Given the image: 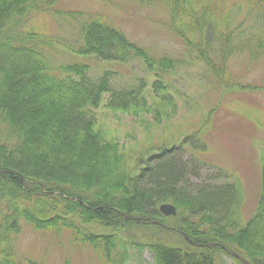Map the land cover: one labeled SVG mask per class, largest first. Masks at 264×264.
I'll return each instance as SVG.
<instances>
[{
  "label": "trees",
  "instance_id": "trees-1",
  "mask_svg": "<svg viewBox=\"0 0 264 264\" xmlns=\"http://www.w3.org/2000/svg\"><path fill=\"white\" fill-rule=\"evenodd\" d=\"M61 1L0 0V264H36L15 255L12 244L23 225L56 237L70 232L100 264H125L130 251L144 249L155 264H222L223 257L264 264V163L257 205L245 223L238 218L236 181L220 170L198 176L194 154L206 148L199 130L130 163L131 154L96 128L94 110L107 95L106 108L148 115L160 125L174 110L162 77L175 73L180 59L156 58L101 16L57 9ZM151 1L165 6L171 33L224 93L233 89L227 78L234 53L249 52L252 62L264 57V0H230L228 13L246 18L234 26L217 17L214 2L222 4L214 0ZM35 15L67 22L68 43L31 32ZM59 46L79 59L139 60L156 79L148 93L141 81L115 88L109 72L91 80L81 61L51 63ZM221 175L226 181L218 183ZM163 204L175 216L162 215Z\"/></svg>",
  "mask_w": 264,
  "mask_h": 264
},
{
  "label": "rangeland",
  "instance_id": "rangeland-1",
  "mask_svg": "<svg viewBox=\"0 0 264 264\" xmlns=\"http://www.w3.org/2000/svg\"><path fill=\"white\" fill-rule=\"evenodd\" d=\"M214 1L222 4L214 2L215 8L220 9L217 17H224L227 24L234 26L246 20L235 10L228 13L233 5L230 0ZM57 9L101 16L106 23L122 29L130 41L145 48L150 55L180 59L181 65L176 72L162 77L174 107L169 118L155 127L148 115L141 118L106 108L107 95H104L100 107L94 110L96 128L131 154L130 163L141 154L177 145L182 137L199 130V138L206 148L204 152L194 154L200 163L198 176L204 179L215 176L220 170L228 181H236L241 191L238 218L245 223L257 205L264 163V57L252 62L248 59L249 52L234 53L228 61L227 78L233 89L224 93L171 33L165 6L151 0H62ZM247 19L252 20V17ZM63 22H57L49 15H35L28 20V29L43 35L45 40L54 38L68 43L71 32L67 22ZM243 39L246 38L235 39L233 43L237 45ZM51 60L55 65L81 61L88 66L91 80L109 72L115 88H134L141 81L142 91L148 93L156 79L153 72L147 71L136 59L126 64L103 63L92 57L79 59L59 46L51 51ZM236 84L250 89L236 87ZM210 110H213L212 114L203 124ZM224 176L221 175L217 182L226 181ZM98 228L95 229L104 234L111 232ZM127 235L125 237L129 238ZM12 246L17 259L36 264H100L94 252L87 246L75 244L67 231L56 237L52 232H37L23 225ZM101 264L105 263L101 260ZM125 264L155 263L150 252L144 249L130 251ZM222 264H231L230 258L223 257Z\"/></svg>",
  "mask_w": 264,
  "mask_h": 264
},
{
  "label": "water",
  "instance_id": "water-1",
  "mask_svg": "<svg viewBox=\"0 0 264 264\" xmlns=\"http://www.w3.org/2000/svg\"><path fill=\"white\" fill-rule=\"evenodd\" d=\"M159 212L165 217H173L175 216V208L169 204H163L158 208Z\"/></svg>",
  "mask_w": 264,
  "mask_h": 264
},
{
  "label": "bare ground",
  "instance_id": "bare-ground-1",
  "mask_svg": "<svg viewBox=\"0 0 264 264\" xmlns=\"http://www.w3.org/2000/svg\"><path fill=\"white\" fill-rule=\"evenodd\" d=\"M85 58H89V57H85ZM89 78V77H88ZM91 79V78H90ZM101 104V103H100ZM100 107V106H99Z\"/></svg>",
  "mask_w": 264,
  "mask_h": 264
}]
</instances>
